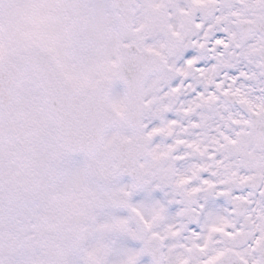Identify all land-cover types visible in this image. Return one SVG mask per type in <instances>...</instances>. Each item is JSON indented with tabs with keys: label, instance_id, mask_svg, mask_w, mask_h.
Segmentation results:
<instances>
[{
	"label": "clouds",
	"instance_id": "1",
	"mask_svg": "<svg viewBox=\"0 0 264 264\" xmlns=\"http://www.w3.org/2000/svg\"><path fill=\"white\" fill-rule=\"evenodd\" d=\"M0 264H264V0H0Z\"/></svg>",
	"mask_w": 264,
	"mask_h": 264
}]
</instances>
